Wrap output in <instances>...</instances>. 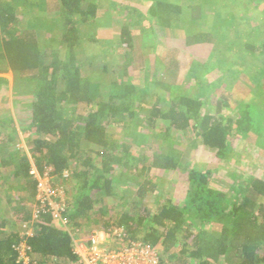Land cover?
Masks as SVG:
<instances>
[{
  "label": "trees",
  "instance_id": "1",
  "mask_svg": "<svg viewBox=\"0 0 264 264\" xmlns=\"http://www.w3.org/2000/svg\"><path fill=\"white\" fill-rule=\"evenodd\" d=\"M259 1L264 2L206 0L218 21L208 28L202 24L205 6L201 0H151L145 18L148 27L138 30L131 23L117 25L114 46L123 59L109 65L100 60L104 48L94 31L96 17L102 11L100 0H0V72L8 70L14 80L33 86L26 131L35 169L53 176V187L58 189V179L63 182L78 177L68 199L61 189L65 202L59 205L68 225L98 214V220L103 221L101 229L123 227L125 241L156 246L159 264H225L227 259L229 264H264V179L244 177L230 192H223L209 185L207 172L190 168L183 182L182 203L152 200L158 184L143 174L149 166L139 165L142 156H134L132 143L108 132L107 111L117 109L105 102L128 100L138 93L125 73L135 54L137 34L150 30L153 24L166 34L178 32L189 46L210 48L204 60H193L191 73L198 80L195 84L199 90H215V104L212 109L202 110L204 101L187 92L171 96L164 107L155 103L147 107L141 101L124 104L122 113H127L129 125L140 122L141 112L147 127L153 126L156 119L164 121V130L155 138L165 142L166 149L156 154L152 164L178 166L182 151L175 148V133H194L198 139L191 147H198L199 153L210 152L219 160L229 156L234 139L252 140L264 151V61L253 60L262 59L264 38L258 37L264 27L251 24L250 17L239 13L241 5L245 12ZM117 3L113 2L116 7ZM123 9L130 16L139 13L128 5ZM226 21L232 31L223 23ZM160 63L164 71L156 83L170 90L178 63L172 59ZM88 70L108 73L110 80H94ZM211 70L219 75L211 81L203 79L201 74ZM237 81L247 86L248 90L243 88V99L237 92L242 86L234 88ZM6 84V79L0 77V92ZM232 104L238 106L232 115L222 113ZM1 128L0 147L4 150ZM160 159L162 162L156 161ZM2 163H15L12 175L18 185L30 196L36 194L38 180L26 156ZM119 168L117 179L114 172ZM125 174L134 183L131 200L120 202L124 206L115 217L105 215L103 207L94 212L102 196L118 188L116 180ZM126 175L123 178H128ZM48 208L45 205L32 212L18 205L10 208L11 219L0 215V264H18L17 248L23 240L34 264H80L70 232L58 225ZM30 220V234L2 233V227L11 221ZM206 231L213 236H206Z\"/></svg>",
  "mask_w": 264,
  "mask_h": 264
},
{
  "label": "rangeland",
  "instance_id": "2",
  "mask_svg": "<svg viewBox=\"0 0 264 264\" xmlns=\"http://www.w3.org/2000/svg\"><path fill=\"white\" fill-rule=\"evenodd\" d=\"M101 12L96 17V23L98 24L95 28V36L101 41L103 46V56L100 60L104 63L116 64L122 61V56L117 54V48L114 46V40H116L118 30L117 25L121 23H131V25L138 29L143 30V26L148 27L149 23L146 21V9L151 0H100ZM118 2L116 7L113 2ZM186 2L197 3L200 0H185ZM203 3L202 9V24L208 28L213 23H217L215 20L214 11L206 4V0H201ZM212 1V0H210ZM215 1V0H214ZM228 2V0H225ZM205 4V5H204ZM227 4V3H226ZM123 5H128L132 8H137L139 13L133 15L125 14ZM114 7V8H113ZM244 6H240L239 13L241 11L250 17L251 24H262L264 27V2L259 1L257 5H250L249 8L244 12ZM256 12H259L256 14ZM260 14V15H259ZM227 16V14H223ZM231 19V16L228 15ZM227 18V17H226ZM222 21V20H220ZM225 23L228 27L230 24ZM240 22V21H239ZM242 22H245L243 20ZM237 23V22H236ZM238 24V23H237ZM241 24V23H240ZM150 30L139 31L135 40L134 56L131 64L128 67V71L125 73L127 79L129 78L137 88L138 93L129 96L128 100L114 99L110 102L107 100L110 106L116 108V112L107 111L109 117L107 118L106 127L109 133H112L115 138L130 141L132 153L135 157H141V164L145 168L143 174L152 177L154 182L158 184L156 192H154V198L159 201L160 199H169L174 204L182 203L184 199V180L186 179L187 170L190 168L199 169L208 173L209 185L215 189L223 192H230V189L235 187L240 180L244 177L253 176L255 178L264 179V151L257 147L252 140L247 139H234L231 143L232 150L229 152V156L226 159L219 160L214 157L210 152L199 153L198 147H191L193 140L197 141L198 136L194 133L187 134H173L175 140V148L182 151L180 162L176 168H164L158 165L152 164L156 159V154L162 153L166 148L165 142L161 139L156 140V134H160L164 130V121L156 119L153 126L145 124L146 116L144 113L139 114V121H136L134 125L127 123V113H122V107L124 104L135 103L139 101L144 105L151 106L152 104H159L166 106L168 98L171 96L187 92L192 95H196L200 100L204 101L202 110L212 109L215 104V99L212 96L215 90H199L195 84L196 76L191 73V65L193 60H204L210 54V48L208 46H189L185 43L184 38L178 32L175 34H166V32L153 24ZM96 26V25H95ZM225 29V27H222ZM232 31V27H229ZM230 31V32H231ZM235 34L232 32L230 34ZM259 39L264 38V32L259 35ZM144 41V42H143ZM83 54V53H82ZM262 53H260L261 55ZM259 55V56H260ZM122 58V59H121ZM174 60L178 63L176 70V78L172 82L170 90H166L162 85L156 83L159 80V76L164 71V66L161 65L160 60L164 63ZM255 61H264V52L261 58L253 59ZM100 62V61H99ZM248 67V66H247ZM147 69L149 70L147 72ZM245 69V68H244ZM249 68H246V72ZM94 80L108 82L110 80V74L102 72L100 70H88ZM85 72V74H87ZM245 73V72H243ZM149 74V75H147ZM203 79L213 80L219 72L207 71L202 73ZM0 77L6 79V86L4 91L0 92V120L3 121L4 127H0L3 133V137L6 141L4 150L0 147V215H6L8 219H11L10 208L23 205L24 208L35 212L40 207V200L44 199L46 193L49 192V202L53 207H56L60 201L68 199L73 193L72 188L76 183L78 177L72 179L69 178L67 181L61 182L60 189L53 187L54 177L45 175V173H39L35 167V161L31 156L30 141L28 140V134L26 129L30 122V104L32 100V83L30 82H18L13 79L12 73L8 70L0 72ZM201 78V79H202ZM243 84V83H242ZM239 81L236 82L234 88L242 86L237 92H241L240 98H245L243 94V88L245 91L248 90L247 86L242 85ZM236 92V91H235ZM237 94H234L235 97ZM209 96V97H208ZM158 99V100H157ZM134 101V102H133ZM232 101V100H231ZM241 105V104H240ZM133 106V105H132ZM238 107L232 104L230 108L224 109L222 113L226 116L232 115ZM108 110V108H107ZM141 119V120H140ZM3 149V148H2ZM26 156L33 168L32 172L38 180L37 191L34 196H30L29 192L21 189L18 185L17 179L12 175V171L16 166L15 163L7 165L1 164L3 160L11 161L15 158L18 160L22 156ZM95 159L99 158L95 155ZM99 162V159L96 160ZM162 162V160H156ZM72 165L74 161H70ZM74 167V166H73ZM122 168L115 170L117 179L120 177ZM131 171V170H130ZM127 171L130 175L131 172ZM126 175V174H125ZM124 175V176H125ZM123 176V177H124ZM128 177V175H126ZM57 177V176H56ZM119 177V178H118ZM121 178L116 180L118 188L112 190L108 195H103L100 202H98L93 211H97L98 208H105V215H111L112 217L117 216L123 209L120 202L130 201L132 198L131 190L133 188V181L128 178ZM65 199L63 200V191ZM133 193V192H132ZM151 197V193L148 195ZM56 197L60 200H57ZM61 197V198H60ZM125 197V198H124ZM146 202H148L146 200ZM152 203V202H150ZM7 211V212H6ZM98 214H92L90 217L81 218L76 224L70 226L62 223L60 220H56L58 225L62 226L70 232L72 242L79 246L84 244L88 236L93 230H100L102 220H98ZM198 229V227H195ZM2 233H8L9 231L17 232L18 234L25 235L30 234L33 230L32 220L30 221H11L2 227ZM102 230H105L104 228ZM111 231V230H110ZM210 231V230H209ZM206 231V236H213L212 233ZM1 235V233H0ZM103 240H107V236L103 232L100 233ZM18 254L16 262L19 264H34L32 258L27 253V248L24 240L20 243L17 248ZM226 259V258H225ZM225 264H229L228 259Z\"/></svg>",
  "mask_w": 264,
  "mask_h": 264
},
{
  "label": "built area",
  "instance_id": "3",
  "mask_svg": "<svg viewBox=\"0 0 264 264\" xmlns=\"http://www.w3.org/2000/svg\"><path fill=\"white\" fill-rule=\"evenodd\" d=\"M49 190L44 199L40 200V207L49 205L48 209L53 218L65 223L60 205L53 207L49 202ZM101 232L107 236V240L101 238ZM126 238V230L123 227H115L111 231L93 230L84 241L83 248L82 245L73 243L74 252L80 264H159L156 246L139 241H125Z\"/></svg>",
  "mask_w": 264,
  "mask_h": 264
}]
</instances>
